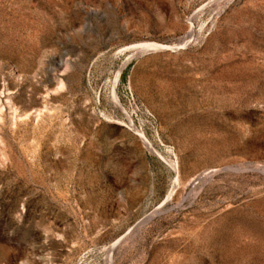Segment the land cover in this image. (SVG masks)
Segmentation results:
<instances>
[{
    "label": "rangeland",
    "instance_id": "374dc122",
    "mask_svg": "<svg viewBox=\"0 0 264 264\" xmlns=\"http://www.w3.org/2000/svg\"><path fill=\"white\" fill-rule=\"evenodd\" d=\"M0 264H264V0H0Z\"/></svg>",
    "mask_w": 264,
    "mask_h": 264
},
{
    "label": "bare ground",
    "instance_id": "6f19581e",
    "mask_svg": "<svg viewBox=\"0 0 264 264\" xmlns=\"http://www.w3.org/2000/svg\"><path fill=\"white\" fill-rule=\"evenodd\" d=\"M187 44H188V40L185 41V42H181V43L175 44V45H164V44H158V43H154V42H143V43L137 44L135 46V48L137 50L141 51V52L155 51V50H158V49L176 50V49H179V48L186 47ZM177 181L179 182V178H177Z\"/></svg>",
    "mask_w": 264,
    "mask_h": 264
}]
</instances>
